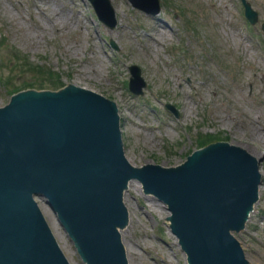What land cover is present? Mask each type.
Wrapping results in <instances>:
<instances>
[{"label":"rangeland","instance_id":"rangeland-1","mask_svg":"<svg viewBox=\"0 0 264 264\" xmlns=\"http://www.w3.org/2000/svg\"><path fill=\"white\" fill-rule=\"evenodd\" d=\"M249 1L258 12L253 26L240 0H159L155 15L110 0L117 18L111 30L88 0H0V104L17 100L6 84L54 87L32 62L58 73L63 86L72 80L111 99L134 165H184L216 144L244 145L258 159L261 182L232 232L243 243L244 264H264V0ZM132 63L146 82L141 95L127 87ZM37 198L70 263L87 264L63 220ZM124 205L119 234L128 264H188L166 203L129 179Z\"/></svg>","mask_w":264,"mask_h":264},{"label":"water","instance_id":"water-1","mask_svg":"<svg viewBox=\"0 0 264 264\" xmlns=\"http://www.w3.org/2000/svg\"><path fill=\"white\" fill-rule=\"evenodd\" d=\"M90 1L113 28L110 0ZM130 2L147 13L160 10L159 0ZM242 2L255 23L257 11ZM129 69V88L142 93L139 67ZM16 97L19 102L0 104L6 106L0 108V264H71L34 194L61 216L89 264H127L117 226L126 219L121 189L129 177L168 203L190 264L244 263L243 243L230 231L243 224L260 183L257 161L244 145L212 146L184 165L133 168L143 165L126 160L116 107L104 92L71 80Z\"/></svg>","mask_w":264,"mask_h":264},{"label":"trees","instance_id":"trees-1","mask_svg":"<svg viewBox=\"0 0 264 264\" xmlns=\"http://www.w3.org/2000/svg\"><path fill=\"white\" fill-rule=\"evenodd\" d=\"M15 54H17V53H15ZM19 55V54H18ZM29 66L31 67V65L29 64ZM31 69L32 70H35V71H37V70H39V71H41V72H44V73H46L47 75H51L50 76V83H47V84H49V85H52V86H54V87H57V86H59L62 82H61V80H60V78H57V77H55L54 75H57L56 73H54V72H52L51 70H45L44 68H42V67H39V68H33V67H31ZM52 74H54V75H52ZM46 83V81H44V80H38V81H24V86H37V85H42L43 83ZM19 87H17L16 85L14 86L13 85V90H16V89H18Z\"/></svg>","mask_w":264,"mask_h":264},{"label":"bare ground","instance_id":"bare-ground-1","mask_svg":"<svg viewBox=\"0 0 264 264\" xmlns=\"http://www.w3.org/2000/svg\"><path fill=\"white\" fill-rule=\"evenodd\" d=\"M61 24L63 23V22H60ZM161 34H162V32H161ZM152 39H153V42H155V38H153V37H151ZM256 136V135H255ZM255 152V151H254ZM257 153H259V152H255L254 154H257ZM168 220H170V218L168 217Z\"/></svg>","mask_w":264,"mask_h":264}]
</instances>
